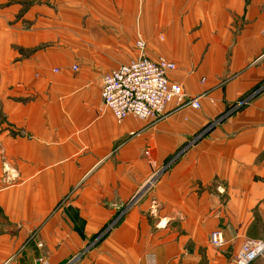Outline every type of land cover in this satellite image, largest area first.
I'll use <instances>...</instances> for the list:
<instances>
[{
	"label": "crops",
	"instance_id": "0c3cea01",
	"mask_svg": "<svg viewBox=\"0 0 264 264\" xmlns=\"http://www.w3.org/2000/svg\"><path fill=\"white\" fill-rule=\"evenodd\" d=\"M142 54L201 107L116 121L104 76ZM262 238L264 0H0V264H233Z\"/></svg>",
	"mask_w": 264,
	"mask_h": 264
},
{
	"label": "built area",
	"instance_id": "2783aa9c",
	"mask_svg": "<svg viewBox=\"0 0 264 264\" xmlns=\"http://www.w3.org/2000/svg\"><path fill=\"white\" fill-rule=\"evenodd\" d=\"M137 47L144 51L146 44L139 36ZM176 64L166 59L153 60L141 55L136 60L123 64L104 76L101 97L103 105L110 110L116 121L122 122L129 116L149 121L162 117L172 103L201 107L198 98H190L183 87L170 80L169 73L176 70ZM149 153H146L148 156ZM159 175H154L147 187L152 186ZM224 192V189H220ZM141 195V194H140ZM135 199L134 202H136ZM211 243L222 248L226 244L223 232L215 230L210 236ZM264 263V238L247 239L234 259V264ZM35 264H51L44 257H38Z\"/></svg>",
	"mask_w": 264,
	"mask_h": 264
},
{
	"label": "rangeland",
	"instance_id": "374dc122",
	"mask_svg": "<svg viewBox=\"0 0 264 264\" xmlns=\"http://www.w3.org/2000/svg\"><path fill=\"white\" fill-rule=\"evenodd\" d=\"M159 59H161V58H159ZM159 59H156V60H159ZM163 59H165V58H163ZM167 60V59H166ZM169 61V60H168ZM172 62V61H171ZM174 63V62H173ZM177 67V66H176ZM148 188V187H147ZM146 188V189H147ZM144 193V192H143ZM143 193H141V195L143 194ZM140 195V194H139ZM247 240V239H246ZM238 254V253H237ZM235 259V258H234ZM234 264V263H233Z\"/></svg>",
	"mask_w": 264,
	"mask_h": 264
}]
</instances>
